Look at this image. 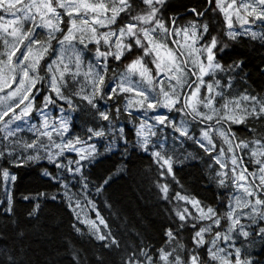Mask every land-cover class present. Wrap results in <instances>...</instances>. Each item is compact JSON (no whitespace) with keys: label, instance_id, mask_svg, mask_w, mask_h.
I'll return each instance as SVG.
<instances>
[{"label":"snow or ice","instance_id":"1","mask_svg":"<svg viewBox=\"0 0 264 264\" xmlns=\"http://www.w3.org/2000/svg\"><path fill=\"white\" fill-rule=\"evenodd\" d=\"M184 8L192 19L178 24L176 15H168L176 11L170 0H0L4 14L0 15V93L7 90L0 95V182L16 181L13 169L46 160L52 170L42 168V174L63 189L69 210L68 233L45 264H264V259L253 257L257 243L264 248V68L258 66L259 91L245 88L241 74L246 60L238 56L231 63L221 62L219 53L228 45L213 35V20L222 18L229 40L240 35L233 30L238 22L244 35L264 47V0H198L196 6ZM5 15L13 18L5 20ZM256 25L259 31L254 30ZM169 36L179 37L171 41L176 49L164 42ZM49 54L55 56L50 63L45 60ZM89 55L95 64L87 60ZM109 60L120 62L124 71L117 74ZM41 71L48 74L49 94L38 100L36 89L45 79ZM159 73L165 74L164 80H157ZM52 94L66 103L67 109L61 107L60 112L68 115L50 118L44 113V108L56 104ZM113 101L123 102L122 107L107 108ZM80 108L104 125L87 128L89 140L103 139L105 127L114 129L116 117L122 112L132 116L133 109L143 110L145 117L149 110H175L203 125L197 136L183 117L177 124L158 114L141 120L135 129V146L150 153L153 161L152 184L158 199L170 202L174 195L182 202L171 208L175 224L163 230V246L152 245L141 233L131 243L96 210L89 185L102 195L111 187L112 177L98 175L95 184L89 179L87 166L95 169L103 160L95 143L73 135L71 113ZM36 111L43 119L29 126L34 135L18 136L22 129L16 122ZM237 125L246 133L233 131ZM164 126H171L182 140H191L207 154L212 161L207 168L209 180L220 189L234 190L218 198L224 211L195 195L173 194L170 183L160 182L168 177L175 182V165L183 163L169 154L176 152L175 146L169 147L158 135L157 129ZM120 139L127 145L124 128L104 145V153L111 152ZM67 152H75L77 158L66 159ZM76 187L79 191L73 192ZM21 199L29 205L24 220L18 217L11 195L0 200V264H32L37 233L35 225L29 228V224L39 220L41 201L49 194L37 192ZM85 204L95 210L94 219L82 214ZM182 231L188 232V244L180 240Z\"/></svg>","mask_w":264,"mask_h":264},{"label":"trees","instance_id":"2","mask_svg":"<svg viewBox=\"0 0 264 264\" xmlns=\"http://www.w3.org/2000/svg\"><path fill=\"white\" fill-rule=\"evenodd\" d=\"M197 2L198 0H170V3L176 11H170L168 15H176L178 17L177 22L179 20L181 22L183 20H190L192 19L191 16L183 15L185 14L184 6L187 5L190 8L196 6ZM199 2L202 3L203 0H199ZM0 15L4 14L0 12ZM179 17L183 18L180 19ZM220 19L222 18L213 20L216 28L213 35H218L219 38H222L223 43L228 45L224 52L219 53L221 62L231 63L232 59L238 56L239 58L245 59L246 67L244 73L241 74V83L245 88L259 91L262 78L259 74L258 66L264 68V64L261 63L264 60V47H261L258 41H252L249 36L244 34H240L235 41L229 40L224 35L226 26L221 24ZM255 30L259 31L260 28H256ZM0 50H2V39H0ZM53 59H55V56L51 54L45 58L48 63ZM147 59L150 60L151 58ZM87 60H91L93 64L96 63L91 55L87 57ZM109 65L117 74L124 71V66L118 61L109 60ZM41 66L42 68L46 67L43 62ZM149 66L154 67L153 64H149ZM40 75L44 76L45 79L42 82V87L37 86L36 91L39 93L38 100L42 99L43 95L49 94L46 90L48 89V74L45 71H41ZM109 75L111 76L112 72H109ZM157 75L159 74H156V77ZM216 78L220 77L218 76ZM134 79L139 80V76H135ZM112 86L114 87L115 84ZM52 95L53 99L56 100V104L48 107L52 109L51 111L54 117H59L60 114L68 115L69 113L67 111L60 112L61 107L67 109L66 103L59 101L54 94ZM122 103L115 104V101H113L112 104H108L106 107L109 109H113V105L122 107ZM100 104L104 105V101H100ZM132 112V116H129L126 112H122L121 115L117 116L114 129L105 127L107 134L103 139L94 138L89 140L86 129L95 127L97 124L104 125L98 119L93 120L90 113L80 108L77 112L71 113L74 125L73 135H80L88 143H95L102 153L101 159L103 162L101 164L96 166L95 169H92L90 165L87 166L91 170L89 179L92 180L93 184L97 182L98 175L105 174L111 175L112 177L110 181L111 187L102 195H97L92 185H89L90 199L95 201L97 205L96 210H99L101 215L109 220L113 228H119L124 237L128 238L131 243L136 242V233H141V238L149 240L152 245L163 246L161 244V241L164 239L163 230L167 227H173L175 224L176 218L171 213V208L177 204H182V202H177L174 195L171 196L170 202H164L158 199L156 189L152 184L155 168L153 167V161L149 159L150 153L142 152L135 146L137 139L135 129L139 122L143 120L140 116L141 110H132ZM163 112L170 119L175 120L177 124H179L182 117L189 121V127L197 136L200 127H203L198 121L192 122L191 117L185 116L182 112L175 110L169 112L168 109H165ZM33 117L40 122L37 111L33 113ZM119 128L125 129L127 145H125L124 139H120L118 145L111 152L104 153V145H107L110 140L115 139L116 132ZM233 131H237L238 134H244L247 130L237 125L233 126ZM157 133L158 135L162 134L161 138L167 140L169 147L175 146L176 152L169 154L173 155L174 159L183 161V163L175 165V182L172 181L171 177H168L167 180L161 179L160 182L170 183L173 194L175 192H183V194L195 195L205 204L224 211L225 208L222 207V200L218 198L232 195L234 190L220 189L215 182L209 180L207 168L209 164H212V161L208 159L207 154L191 140H182L179 137V133L175 132L171 126L161 127L157 129ZM33 135L34 133L26 129H23L18 134V136L24 139H30ZM0 136H3L2 132H0ZM214 139L219 144V139ZM125 147H127L126 152ZM237 151L239 152V150ZM189 153L192 156L185 159ZM65 156L66 159L77 158V154L72 152H67ZM244 157L245 162H247V153H244ZM45 167L52 170V166L46 160L41 161L39 165L35 163L24 165L18 169H13V174L17 177L16 181L0 182V200H3L6 194L11 195L16 203L18 217L21 220L27 218L26 209L29 207L27 201L21 199L23 196L35 195L37 192L49 194V199L41 201L43 211L40 214L39 220L32 221L29 224V228H32L33 224L35 225L34 231L37 233V238L32 244L31 252V260L35 264H39L41 260H46L50 253H53L55 249L59 248L61 240L68 233L69 210L63 201V189L56 182L50 181L47 177L43 176L41 169ZM5 184H7V193L5 192ZM72 191L77 192L79 189L78 187L72 188ZM51 196H56V200H51ZM190 210L195 213L194 209ZM81 211L82 214L90 215L93 219L95 218V210L91 209L90 206L85 204ZM180 240L182 243L188 244L187 231L181 232ZM253 257L256 259H264V248L259 243L253 249Z\"/></svg>","mask_w":264,"mask_h":264},{"label":"rangeland","instance_id":"3","mask_svg":"<svg viewBox=\"0 0 264 264\" xmlns=\"http://www.w3.org/2000/svg\"><path fill=\"white\" fill-rule=\"evenodd\" d=\"M25 3L29 2V0H24ZM105 2H107V0H105ZM7 19H12L13 17H11L10 15H6ZM30 26V25H29ZM250 27H253L252 25H250ZM256 28H259V26H254V30ZM101 31L105 30V29H100ZM234 31H238L240 34H243L244 33V28L238 23V22H235L234 23ZM40 33L38 32V35ZM176 39H179V37H175ZM167 41V40H166ZM166 41H164L166 43ZM189 67H191L189 65ZM86 70V68H85ZM157 80H164L165 79V74L164 73H159V75H157ZM165 83H167V81L165 80ZM7 91H5L4 93H0V95H6ZM52 109L47 107V108H44L43 111L44 113L48 114L50 118H53L54 115L51 111ZM133 110H140V109H133ZM165 109L164 108H160L158 110H149L148 112V117H145L144 116V113H143V110H141V118L146 119V118H150V117H153L155 115H158V114H164V111ZM165 115V114H164ZM37 116L39 118V121H41L43 119V117L41 116V113L37 111ZM60 116H62V114H60ZM59 116V117H60ZM59 117H55V118H59ZM7 119V118H6ZM149 122H151V120L149 119ZM17 124L20 125L21 129H26L28 130L29 126L31 124H39V122L33 117V114L29 117V118H25L23 121H17L16 122ZM72 153H75V152H72ZM76 154V153H75Z\"/></svg>","mask_w":264,"mask_h":264},{"label":"clouds","instance_id":"4","mask_svg":"<svg viewBox=\"0 0 264 264\" xmlns=\"http://www.w3.org/2000/svg\"><path fill=\"white\" fill-rule=\"evenodd\" d=\"M32 264H35V262L32 261ZM39 264H45V260H41Z\"/></svg>","mask_w":264,"mask_h":264},{"label":"flooded vegetation","instance_id":"5","mask_svg":"<svg viewBox=\"0 0 264 264\" xmlns=\"http://www.w3.org/2000/svg\"><path fill=\"white\" fill-rule=\"evenodd\" d=\"M180 15H181V14H180ZM183 15H185V14H183ZM184 21H186V20H183V22H184ZM180 22H181V21L179 20V22H178V23H180Z\"/></svg>","mask_w":264,"mask_h":264}]
</instances>
